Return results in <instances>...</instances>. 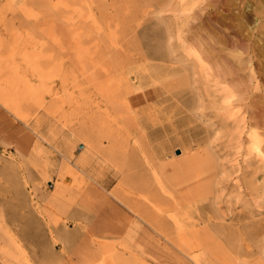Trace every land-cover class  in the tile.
I'll list each match as a JSON object with an SVG mask.
<instances>
[{
    "label": "rangeland",
    "instance_id": "374dc122",
    "mask_svg": "<svg viewBox=\"0 0 264 264\" xmlns=\"http://www.w3.org/2000/svg\"><path fill=\"white\" fill-rule=\"evenodd\" d=\"M183 1L0 0V86L7 63L53 93L11 113L0 99V163L16 161L19 184L0 174V264H87L91 251L104 262L90 264H264V156L246 132L264 151V104L240 112L259 117L241 137L210 105L207 0ZM35 116L49 142L24 125ZM84 154L104 188L73 165ZM192 158L199 184L180 187L170 177Z\"/></svg>",
    "mask_w": 264,
    "mask_h": 264
},
{
    "label": "bare ground",
    "instance_id": "6f19581e",
    "mask_svg": "<svg viewBox=\"0 0 264 264\" xmlns=\"http://www.w3.org/2000/svg\"><path fill=\"white\" fill-rule=\"evenodd\" d=\"M185 1L187 0H184L183 2ZM189 1L190 4L192 1L194 2V0ZM189 1H187V4ZM182 4L184 5V3ZM187 4L185 2V5ZM207 5L209 41L208 44H206L208 45L207 57L210 74V79L207 85L208 99L212 107L225 110L229 116L233 117V121L238 124L235 125V128L238 129V135L241 137V132L245 131L242 130V128H245L248 124L257 123L259 117L255 115L246 118V116L241 115L240 112L243 109H258V107L260 108V106L264 104L260 98H258L259 100L253 98L256 97L257 94L264 96V86L261 84L264 83V81L260 82L261 79H264V0H207ZM251 21L256 22L250 25ZM227 23L230 24L227 26ZM5 68L7 73L5 85L0 86V99L3 101L4 107L8 112H10L11 109L14 111L18 107L22 98L36 99L35 101L39 102V105L43 107L45 96L49 95L52 97L53 93L51 92L50 87L47 88L48 86L44 83L43 79H40L37 85L32 84L27 79H24L21 83L20 76L15 69L16 67L12 68L6 63ZM40 74L43 78L49 76L45 72H40ZM120 78L123 81L125 75H121ZM47 107L48 106H46V108ZM12 114L14 117L16 115L18 116L16 112H13ZM24 125L30 132L34 133L35 136L41 139H46L49 142L48 138H45L40 129L41 120L39 117L35 116L33 122L24 121ZM0 130H6L7 132L12 131L11 126L5 121L0 125ZM14 132L18 133L19 131L14 130ZM246 132L249 141H251V146L257 150L258 155L264 156V151H262L260 147L258 131L251 127V129H247ZM25 140L26 137L21 135L20 143L17 142L16 147L18 148L20 145L23 146L21 142ZM33 149L35 151V148ZM64 154L69 161L73 160L70 159L69 150L64 151ZM84 157H86L85 154L81 155L73 162V165L81 169L88 181L104 188L105 184L99 179L97 173L91 172L85 166L86 164L84 165V163H86ZM262 159H264V157H262ZM12 163L17 165L16 161ZM12 163H0V174L5 177L8 186L16 188L19 184L17 182L15 167ZM202 164L203 162L196 158L188 159L186 165L183 167L184 171L179 172V174L171 176L170 178L180 187L194 189L195 184L198 186V179L201 177L200 173H197L196 171ZM126 180L137 184L138 188L148 187L140 172H134L127 175ZM0 200L2 201V197H0ZM17 204L20 205V200ZM99 209L98 204L92 205L90 202L85 206L82 213L85 218L96 220ZM67 210L71 213L73 212L71 208H67ZM136 216L138 219H141L139 215ZM28 228L29 226L27 229ZM90 253L92 257L90 256L91 258L87 264H90L99 258L104 262L102 252L91 251Z\"/></svg>",
    "mask_w": 264,
    "mask_h": 264
},
{
    "label": "water",
    "instance_id": "95a60500",
    "mask_svg": "<svg viewBox=\"0 0 264 264\" xmlns=\"http://www.w3.org/2000/svg\"><path fill=\"white\" fill-rule=\"evenodd\" d=\"M176 152L178 153L179 152V149H176Z\"/></svg>",
    "mask_w": 264,
    "mask_h": 264
}]
</instances>
